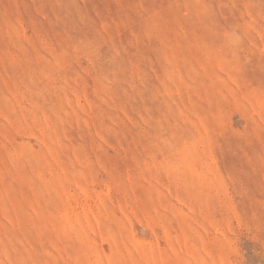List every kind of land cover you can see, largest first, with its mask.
Instances as JSON below:
<instances>
[{"label":"rangeland","instance_id":"374dc122","mask_svg":"<svg viewBox=\"0 0 264 264\" xmlns=\"http://www.w3.org/2000/svg\"><path fill=\"white\" fill-rule=\"evenodd\" d=\"M0 264H264V0H0Z\"/></svg>","mask_w":264,"mask_h":264}]
</instances>
